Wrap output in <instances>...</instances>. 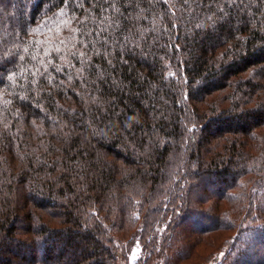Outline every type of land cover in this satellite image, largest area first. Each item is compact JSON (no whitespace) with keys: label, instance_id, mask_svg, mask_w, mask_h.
<instances>
[{"label":"trees","instance_id":"1","mask_svg":"<svg viewBox=\"0 0 264 264\" xmlns=\"http://www.w3.org/2000/svg\"><path fill=\"white\" fill-rule=\"evenodd\" d=\"M124 260L264 264V0H0V264Z\"/></svg>","mask_w":264,"mask_h":264},{"label":"rangeland","instance_id":"2","mask_svg":"<svg viewBox=\"0 0 264 264\" xmlns=\"http://www.w3.org/2000/svg\"><path fill=\"white\" fill-rule=\"evenodd\" d=\"M175 238H177V240H178V239L181 240V238H178L177 235L175 236ZM122 243L124 244V242H122ZM125 247L127 248V250L130 249V244H125L123 248H125ZM200 248L203 249V251H200V252H203V253H205V255H206L207 252H208V248H207V247L205 248L204 245H200V247L198 248V250H199ZM120 250L122 251V247H121ZM184 250H185V249H184ZM182 254H183V249L181 248V246L178 248V246L175 245L174 248H173L172 253L169 254V256H167V257H168L169 260H170L172 257H178V256H180V255H182ZM194 254H195V257H196V255H199V252H194ZM137 255H138V246L135 245V246L133 247V249H132L131 262L135 261ZM201 257H202V256H201ZM201 257H197V258H198V259H199V258L201 259ZM163 258L165 259V256H163ZM200 259H199V260H200ZM119 264H120V263H119ZM121 264H128V260H124V262H121Z\"/></svg>","mask_w":264,"mask_h":264}]
</instances>
